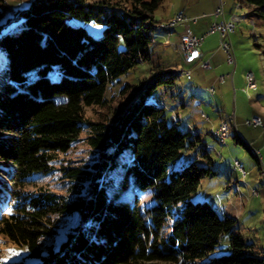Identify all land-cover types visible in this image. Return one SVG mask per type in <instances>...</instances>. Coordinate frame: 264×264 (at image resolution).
Segmentation results:
<instances>
[{
	"label": "trees",
	"instance_id": "1",
	"mask_svg": "<svg viewBox=\"0 0 264 264\" xmlns=\"http://www.w3.org/2000/svg\"><path fill=\"white\" fill-rule=\"evenodd\" d=\"M162 1L31 0L14 13L17 26L0 25V236L34 264H264V248L233 232V219L189 201L209 169L169 170L194 145L166 122L154 91L174 88L180 71L155 65L129 103L101 121L85 118L86 108H109V84L149 60ZM235 6L264 19V0ZM88 22L103 25L100 38L86 32ZM83 132L88 156L52 166ZM124 186L134 201L118 194ZM146 189L153 200L141 207L137 193ZM227 233L230 253L210 256Z\"/></svg>",
	"mask_w": 264,
	"mask_h": 264
},
{
	"label": "rangeland",
	"instance_id": "2",
	"mask_svg": "<svg viewBox=\"0 0 264 264\" xmlns=\"http://www.w3.org/2000/svg\"><path fill=\"white\" fill-rule=\"evenodd\" d=\"M30 1L4 0L0 6V25L11 19L7 27L17 26L16 21L12 20L14 13L28 5ZM167 1H162L160 7L163 9L156 11L157 17H160L161 12L167 11ZM223 2L224 11L231 12L229 14L231 17L241 15L244 17L248 13L245 9H237L235 0H223ZM232 23L235 24V30L231 33L230 39L237 64L233 67L225 61L227 68L216 76H219L217 77L219 79L220 76L231 77L233 74L234 83L227 78V82L223 84L207 88L205 86L202 89L198 87L197 82L201 75L197 70L200 64L199 62L184 63L182 44L181 47L178 44L181 58L171 45H156L151 42L148 46L149 60L125 73L118 82L108 85L105 98L109 108L96 106L86 108L85 118L92 122L101 121L105 116H110L112 110L120 108L124 101L129 103L140 86L146 83L149 70L155 65H159L167 72L180 71L181 73L175 78L174 88L165 89L160 86L154 91V94L161 99L166 122L175 125L183 132H189L194 145L182 149L175 162L169 165V170L181 169L190 162L209 169L210 172L190 194L189 201L207 202L219 217L226 216L234 220L232 230L237 232L245 243H254L264 248V128H262L264 126V19L249 15L240 22L234 18ZM83 27L94 39L102 35L101 24L88 22L83 23ZM4 30L1 28V31ZM5 61L4 53L0 49V66ZM186 72L190 74L189 78ZM248 73L254 78V88L249 89L247 85ZM203 75L201 78L206 77L204 72ZM218 81L222 83V80ZM126 85L130 86V93L123 96L121 90ZM210 88L213 89L212 92ZM252 117L261 120V125L257 128L244 124ZM220 127L224 131L223 143L210 134ZM196 133L198 138L195 136ZM234 133L253 150V153L255 149L259 150L261 154L259 163L243 145L234 142L232 138ZM85 135L86 133L83 132L68 153L57 156V161H53L51 165L57 168L61 161L88 156L90 150L84 142ZM235 161L244 169L245 175L233 169ZM121 173L122 171L117 170L116 167L110 170V174L116 177ZM49 177L43 184L55 178L52 174ZM118 194L134 201L135 192L129 186L122 187ZM137 198L141 207H148L153 200V191L151 189L139 191ZM173 213V216L177 215L175 209ZM229 253V233H227L220 239L210 256L218 258ZM0 264H34V260L27 256L24 246L13 245L0 236Z\"/></svg>",
	"mask_w": 264,
	"mask_h": 264
},
{
	"label": "crops",
	"instance_id": "3",
	"mask_svg": "<svg viewBox=\"0 0 264 264\" xmlns=\"http://www.w3.org/2000/svg\"><path fill=\"white\" fill-rule=\"evenodd\" d=\"M218 2H219L218 0H168L167 1V5H168L167 11L161 12L160 17H157L155 13V20L159 21L160 23L170 20L173 17V15L176 13H182L183 16L186 18L185 21L178 23L175 27H173L172 30L170 29L171 30L169 31L170 33L157 31L155 33V36L153 35L154 44L171 45L178 52L181 58L182 56L178 48L179 46L178 44H180L182 41L181 33H190L191 35L195 37H203V40L200 45V51L197 57H195L193 60L189 62H185V60H183L184 63L192 62V64H194V63L199 62L200 66H199V69L197 70L201 72V75H199V80L197 82H198V87L202 89L205 88V86L207 88L209 86L215 87L218 84H223L227 82V78H230L231 82L233 80L232 83H234L233 74L231 77L229 75L224 76V77L222 76L223 77L222 83H218L219 79H217V77L219 76H216V75L218 74L220 75V73L224 72L225 68H227L226 64H224V62L226 61V56L224 52L218 47V42H219L218 36L214 33L207 34V31L210 25L214 21L213 12L215 11L217 7ZM220 2L222 5V14L215 18L216 21L220 22V21L229 19V22H233L234 18H236L240 22L241 20L245 18L243 17V15L232 16V17L229 16L231 12L226 13V11H224L223 0H220ZM159 9L162 10L163 8L160 7ZM201 16H204V17L201 18ZM230 36L231 34L229 35V40L232 45V40L230 39ZM180 47H181V44H180ZM203 61L210 62L211 68L209 70L205 71L202 69L200 62H203ZM235 63H236V59H235ZM203 72L205 73L206 77L201 78L204 76ZM254 128H257V127H254ZM196 137L198 138L197 133H196Z\"/></svg>",
	"mask_w": 264,
	"mask_h": 264
},
{
	"label": "built area",
	"instance_id": "4",
	"mask_svg": "<svg viewBox=\"0 0 264 264\" xmlns=\"http://www.w3.org/2000/svg\"><path fill=\"white\" fill-rule=\"evenodd\" d=\"M218 5L215 9V11L213 12V17H214V21L212 22V24L210 25L207 34H216L218 36L219 42H218V47L219 49H221L225 56H226V62L229 65H232L233 67L235 66V57H234V53L232 51V45L231 42L229 40V35L232 33V27L231 24L229 23V19L228 20H223V21H216L215 18L218 17L219 15L222 14V5L220 0H218ZM186 18L183 16L182 13H178L177 14V21H175V23H173L174 25H177L178 23H181L183 21H185ZM182 34V44L183 45V60H185V62H189L191 60H193L195 57H197V55L199 54L200 51V45L201 42L203 40V37H195L193 35H191L190 33H181ZM201 67L203 70L207 71L211 68L210 62L209 61H203L201 64ZM185 74H187V76H189L190 74L188 72H186ZM219 80H223V77H220ZM250 85L251 88L255 87V83H254V78L251 74V78L246 80ZM213 89H210V91L212 92ZM244 124L246 126L249 127H258L261 125V120L257 117H253L249 120H246L244 122ZM262 128H264V126H262ZM258 153H260L258 150H256ZM261 157V154H260ZM235 166L236 163L234 162ZM241 174H245L242 171H239Z\"/></svg>",
	"mask_w": 264,
	"mask_h": 264
},
{
	"label": "bare ground",
	"instance_id": "5",
	"mask_svg": "<svg viewBox=\"0 0 264 264\" xmlns=\"http://www.w3.org/2000/svg\"><path fill=\"white\" fill-rule=\"evenodd\" d=\"M177 14L178 13L174 14V16L170 20H168V21L158 23L157 24V27H156L157 31H162V32H167L168 33L171 28H173V27L176 26L173 23H175V21H177ZM229 23L231 24L232 30L234 31L235 30V24L232 23V22H229ZM182 49H183V45H182ZM232 51H233V49H232ZM187 77L189 78V76H187ZM250 78H251V73H248L246 75V80L247 79H250ZM247 85H248V87L250 89L251 88V85L248 82H247ZM210 134H211V136L214 139L218 140L220 143H223L224 142V135H223L224 134V131H223V128L222 127L218 128L217 130L211 131ZM254 156H255V158L258 161L261 159L260 153H258L256 150L254 151ZM235 163H236V166H235V164H233V169L238 170V171H242L243 173H245L244 169H242V167L239 165V163L237 161H235ZM242 175H245V174H242Z\"/></svg>",
	"mask_w": 264,
	"mask_h": 264
}]
</instances>
